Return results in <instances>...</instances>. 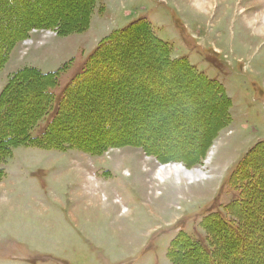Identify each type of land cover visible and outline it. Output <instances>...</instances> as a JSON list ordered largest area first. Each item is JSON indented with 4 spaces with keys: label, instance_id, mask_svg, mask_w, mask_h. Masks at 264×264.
Here are the masks:
<instances>
[{
    "label": "rangeland",
    "instance_id": "rangeland-1",
    "mask_svg": "<svg viewBox=\"0 0 264 264\" xmlns=\"http://www.w3.org/2000/svg\"><path fill=\"white\" fill-rule=\"evenodd\" d=\"M52 1L60 0H0L4 34L17 33L27 12ZM20 2L21 7H13ZM92 14L95 27L107 36L139 20L149 24L169 48L170 60H185L196 74L219 85L230 103L228 122L190 165L187 157L208 143L222 105L214 108L217 101L208 87L191 79L185 67L178 74L172 68L159 73V53L144 57L148 41L133 43L122 64L130 72L133 64L147 65L149 74L139 70L145 78L81 100L75 113L85 120L77 118L76 129L87 128L93 143L139 140L157 130L155 153L168 148L184 156L162 161L130 145L97 154L14 148L0 163V264H173L168 252L180 234L210 250L203 220L212 213L229 220L225 207L240 195L232 175L248 151L264 142V0H98L90 20ZM89 27L68 36L32 30L10 52L0 72V93L19 69L35 66L46 74L63 64L52 91L60 97L107 37L92 36L84 45ZM96 106L110 131H88L98 118L86 115L87 109ZM48 122L49 116L41 119L31 137L40 136ZM143 123L149 126L141 128ZM200 142L204 146L197 147ZM175 163L199 170L204 179L159 181L156 171Z\"/></svg>",
    "mask_w": 264,
    "mask_h": 264
},
{
    "label": "trees",
    "instance_id": "trees-1",
    "mask_svg": "<svg viewBox=\"0 0 264 264\" xmlns=\"http://www.w3.org/2000/svg\"><path fill=\"white\" fill-rule=\"evenodd\" d=\"M52 2L56 3L46 7L39 6L35 12H27L18 23L20 27L17 33L9 36L4 34L0 19V70L8 60L13 48L32 30L50 29L60 36L86 31L90 23V15L98 0ZM22 5L20 2V4H13V7L18 8ZM84 7L85 10H82ZM144 40L151 45L144 57H150V54L156 51L162 59V63L158 67L156 66L159 73L162 74L164 70L172 68L178 74L179 69L185 67L184 70L191 79L208 87L207 93L213 97V101H217L215 105H222V108L219 107L218 110L219 120L215 122L216 127L209 135L208 143L197 152H195L197 149L195 148L186 159L189 160L187 162L190 165L196 164L204 156L206 148L211 144L217 132L228 122L229 100L219 85L201 74H196L193 67L188 65L185 60H170L167 45L157 39L149 24L142 20L133 22L124 29L102 39L82 65L79 73L65 87L60 97L54 96L52 91L58 85L59 75L63 68L43 74L35 68L25 67L10 76L0 93V163H6L11 157L12 150L21 146H33L60 152L78 150L97 154L107 148L119 147L121 144L122 146L142 147L146 152L153 153L164 161L170 159L171 156H184L177 155L174 150L168 148H162L158 153H155L152 144L156 145L159 142L157 130H152L154 134L144 135L139 140H134V138L131 140L126 137L118 141L106 140L93 143L89 139V133L87 134L85 131L87 128L85 130L76 129L77 118L79 121L85 120L75 113L81 100L87 101L89 98H95L103 88L108 90L117 87L125 88L126 83L137 81L138 78H145L143 75L140 76L139 70L148 73L147 65L136 67L133 64L132 69L139 72L136 75L133 70H131L132 72L128 71L131 67L122 64L124 57L131 56L129 52L132 44ZM117 61L121 63H117ZM149 76L151 79L152 76ZM149 76H147L148 80ZM99 108L96 106L87 109L88 114L86 115H96L98 118L89 127V132L100 128L110 131L111 127L107 126V121L103 118L104 113L99 111ZM46 116H49L48 125L40 136L32 138L31 131ZM146 126L149 124L144 126L143 123L141 128H146ZM184 126L187 128L188 125ZM199 146L202 147L204 144L200 142L197 147ZM259 151L260 153H258ZM261 151H264V142L256 144L248 151L232 175L233 187L238 189L240 195L238 200L225 207L229 220L216 213L209 214L204 218L202 227L206 232L210 250H206L202 244L193 241L189 236L180 234L170 245L168 258L171 263L264 264V256L260 253L264 254V179L258 175L260 167L264 166V152ZM2 173L0 171V176Z\"/></svg>",
    "mask_w": 264,
    "mask_h": 264
},
{
    "label": "bare ground",
    "instance_id": "bare-ground-1",
    "mask_svg": "<svg viewBox=\"0 0 264 264\" xmlns=\"http://www.w3.org/2000/svg\"><path fill=\"white\" fill-rule=\"evenodd\" d=\"M73 1V0H72ZM76 1V0H75ZM83 2V1H82ZM72 3V2H70ZM78 3V2H76ZM67 5V2L65 3ZM64 4V5H65ZM81 4V3H80ZM73 5V4H72ZM79 5V4H78ZM77 5V6H78ZM89 5V4H88ZM68 7V6H67ZM79 7V6H78ZM81 7V6H80ZM71 8V6H70ZM83 8V7H81ZM50 9V8H49ZM81 10V9H80ZM82 10H85V7L84 9ZM81 12V11H80ZM48 14V13H47ZM51 15V14H50ZM28 26V25H27ZM33 87V86H32ZM206 95V94H205ZM207 96V95H206ZM216 103V102H214ZM197 104V103H196ZM200 104V103H199ZM202 104V103H201ZM211 104V103H210ZM198 105V104H197ZM208 106V105H207ZM198 107V106H197ZM212 107V106H211ZM199 108V107H198ZM209 108V106H208ZM214 108L217 110L218 108H216V105L214 104ZM209 126V125H208ZM197 136L200 138L201 135H198ZM201 139V138H200ZM118 144V143H117ZM120 146H122L120 144ZM98 148V147H97ZM102 149V148H101ZM162 161H164V159H162ZM174 161V160H173ZM172 161V162H173ZM180 162V160H178ZM156 176L157 178L159 179V181H164L166 178H168L169 176H174L175 179L177 181L180 180V177H185L187 178L189 181H193V180H199L201 178L204 177V174H202L199 170H194V171H186L180 164H173V165H168V166H162L161 168H159L157 171H156ZM204 179V178H203Z\"/></svg>",
    "mask_w": 264,
    "mask_h": 264
},
{
    "label": "crops",
    "instance_id": "crops-1",
    "mask_svg": "<svg viewBox=\"0 0 264 264\" xmlns=\"http://www.w3.org/2000/svg\"><path fill=\"white\" fill-rule=\"evenodd\" d=\"M93 14H92V16H91V20H90V27H89V29H88V32H86V34L87 35H89V36H87L85 39H84V42H85V44L84 45H86V43L88 44L90 41H91V38H92V36L95 38L96 36H98V35H100V39H97L98 41H100L101 39H102V37H105V36H107V34L106 33H104L105 32V30H98V28H97V26L95 27V25L98 23V20H94L93 19ZM96 18H98V17H96ZM95 27V28H94ZM98 41H97V43H98ZM97 43H96V45H97ZM96 45H95V47H96ZM94 47V48H95ZM10 56H11V53H10ZM9 59H10V57H9ZM9 59H8V61H9ZM6 65V64H5ZM4 65V66H5ZM63 65V64H62ZM61 65V66H62ZM61 66L59 67V68H57L56 70H58V69H60L61 68ZM30 67H33V68H36L35 66H30ZM4 68V67H3ZM2 68V69H3ZM2 69L0 70V72L2 71ZM20 70V69H19ZM56 70H53V71H56ZM53 71H47V72H53ZM43 150V149H42ZM44 151H50V150H44ZM56 151V150H55ZM60 152V151H59Z\"/></svg>",
    "mask_w": 264,
    "mask_h": 264
}]
</instances>
